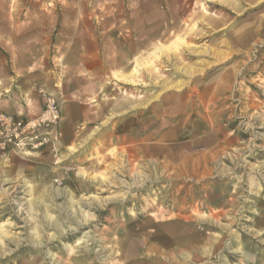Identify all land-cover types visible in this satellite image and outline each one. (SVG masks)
<instances>
[{
	"label": "rangeland",
	"instance_id": "rangeland-1",
	"mask_svg": "<svg viewBox=\"0 0 264 264\" xmlns=\"http://www.w3.org/2000/svg\"><path fill=\"white\" fill-rule=\"evenodd\" d=\"M22 50L92 105L0 147V264H264V0H0Z\"/></svg>",
	"mask_w": 264,
	"mask_h": 264
},
{
	"label": "crops",
	"instance_id": "crops-1",
	"mask_svg": "<svg viewBox=\"0 0 264 264\" xmlns=\"http://www.w3.org/2000/svg\"><path fill=\"white\" fill-rule=\"evenodd\" d=\"M84 55L82 66L72 71V75H76L79 80L78 85L71 86L67 78H53L47 70L40 68L33 60L37 57L36 54L28 55L22 50V65L16 60L13 72L0 78L4 82L0 85V111L16 114L19 118H34L46 104V93L51 92L65 108L64 118L70 116L72 107L78 108L82 117L89 116L92 104L85 98L90 97V79L94 73L93 68L87 65L91 62V52H88V57ZM26 58L29 61H25Z\"/></svg>",
	"mask_w": 264,
	"mask_h": 264
},
{
	"label": "built area",
	"instance_id": "built-area-1",
	"mask_svg": "<svg viewBox=\"0 0 264 264\" xmlns=\"http://www.w3.org/2000/svg\"><path fill=\"white\" fill-rule=\"evenodd\" d=\"M61 119L60 106L49 96L46 107L39 116L31 119L18 118L13 114H0V147H38L47 143Z\"/></svg>",
	"mask_w": 264,
	"mask_h": 264
},
{
	"label": "bare ground",
	"instance_id": "bare-ground-1",
	"mask_svg": "<svg viewBox=\"0 0 264 264\" xmlns=\"http://www.w3.org/2000/svg\"><path fill=\"white\" fill-rule=\"evenodd\" d=\"M147 148V147H146Z\"/></svg>",
	"mask_w": 264,
	"mask_h": 264
}]
</instances>
